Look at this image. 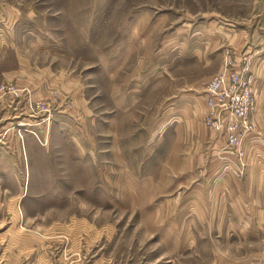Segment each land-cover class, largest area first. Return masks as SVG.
I'll use <instances>...</instances> for the list:
<instances>
[{"label": "rangeland", "instance_id": "rangeland-1", "mask_svg": "<svg viewBox=\"0 0 264 264\" xmlns=\"http://www.w3.org/2000/svg\"><path fill=\"white\" fill-rule=\"evenodd\" d=\"M259 24L264 0H0V264H264V194L234 239L178 147Z\"/></svg>", "mask_w": 264, "mask_h": 264}, {"label": "crops", "instance_id": "crops-1", "mask_svg": "<svg viewBox=\"0 0 264 264\" xmlns=\"http://www.w3.org/2000/svg\"><path fill=\"white\" fill-rule=\"evenodd\" d=\"M253 31L249 39L234 46L237 61L243 53L252 57L255 63L254 73L258 78L255 95L257 106L253 115L257 128L243 144L246 153L243 161V175L237 176L231 172L221 173L219 168L222 161L219 159L218 152L225 146V140L217 137L203 122L197 130L195 129L197 122L191 123V137H186L184 143L178 145L181 152H184L181 156H184V161L189 168L195 161L200 162L197 169L187 175V179L196 182L193 190L206 193L207 205H218L216 219L218 228L228 216V230L230 229L236 240L258 238L260 219L254 212H256L255 205H259L257 196L259 193L264 194V25L255 26ZM260 202H263L260 205L264 204V200ZM206 216V218L210 217L208 214ZM207 220L209 223H214V218L211 221Z\"/></svg>", "mask_w": 264, "mask_h": 264}, {"label": "built area", "instance_id": "built-area-1", "mask_svg": "<svg viewBox=\"0 0 264 264\" xmlns=\"http://www.w3.org/2000/svg\"><path fill=\"white\" fill-rule=\"evenodd\" d=\"M233 55L230 47L224 49L222 69L209 79L205 87L207 113L203 123L225 140V146L218 152L222 161L221 173L231 172L228 169L233 168L235 174L241 176L246 156L243 144L256 131L252 119L256 89L252 57L243 53L236 69L237 60L234 61ZM41 106L47 111L43 103Z\"/></svg>", "mask_w": 264, "mask_h": 264}]
</instances>
